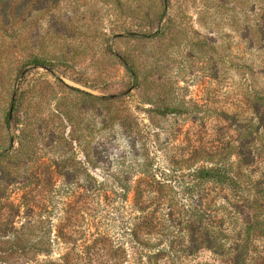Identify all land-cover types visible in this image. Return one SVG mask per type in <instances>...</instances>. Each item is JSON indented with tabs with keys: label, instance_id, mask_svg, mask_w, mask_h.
I'll return each instance as SVG.
<instances>
[{
	"label": "rangeland",
	"instance_id": "374dc122",
	"mask_svg": "<svg viewBox=\"0 0 264 264\" xmlns=\"http://www.w3.org/2000/svg\"><path fill=\"white\" fill-rule=\"evenodd\" d=\"M4 3L0 264H264V0Z\"/></svg>",
	"mask_w": 264,
	"mask_h": 264
},
{
	"label": "trees",
	"instance_id": "16d2710c",
	"mask_svg": "<svg viewBox=\"0 0 264 264\" xmlns=\"http://www.w3.org/2000/svg\"><path fill=\"white\" fill-rule=\"evenodd\" d=\"M2 5H6L4 3V0H0V6ZM124 63L126 64L127 68L132 71V69L129 67L127 61H124ZM34 64L38 67H45L46 66V59L42 58V57H38L34 59ZM209 172V171H208ZM209 175H211V173H209ZM92 253L90 252V250H85L80 252L79 254H67L64 257V261L66 264H76V262H74L75 259H83V258H87L90 261L92 260L91 258ZM92 264V263H90Z\"/></svg>",
	"mask_w": 264,
	"mask_h": 264
}]
</instances>
